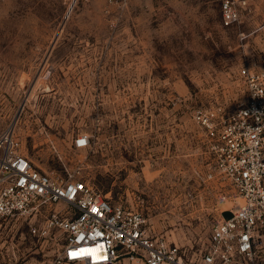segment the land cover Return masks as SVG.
I'll list each match as a JSON object with an SVG mask.
<instances>
[{
  "label": "rangeland",
  "instance_id": "obj_1",
  "mask_svg": "<svg viewBox=\"0 0 264 264\" xmlns=\"http://www.w3.org/2000/svg\"><path fill=\"white\" fill-rule=\"evenodd\" d=\"M245 64L264 70V0L230 28L217 0H0V130L36 168L138 206L190 258L221 216L195 180L191 113L238 99ZM60 243L0 219V264H48Z\"/></svg>",
  "mask_w": 264,
  "mask_h": 264
},
{
  "label": "built area",
  "instance_id": "obj_2",
  "mask_svg": "<svg viewBox=\"0 0 264 264\" xmlns=\"http://www.w3.org/2000/svg\"><path fill=\"white\" fill-rule=\"evenodd\" d=\"M105 1L120 10L129 0ZM217 1L222 27L239 23L246 0ZM238 79V99L191 113L200 147L195 180L221 216L190 258L154 235L138 206L113 202L78 173L58 177L36 168L13 125L0 130V219L26 222L37 238L59 233L60 248L48 264H264V70L245 64ZM88 143L79 136L74 147ZM226 203L231 207L222 209Z\"/></svg>",
  "mask_w": 264,
  "mask_h": 264
}]
</instances>
